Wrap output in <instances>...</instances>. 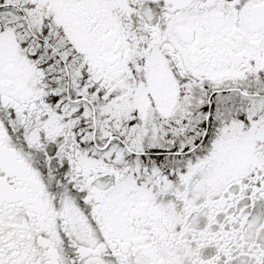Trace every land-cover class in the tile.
I'll return each mask as SVG.
<instances>
[{"label":"snow or ice","instance_id":"6c2138e0","mask_svg":"<svg viewBox=\"0 0 264 264\" xmlns=\"http://www.w3.org/2000/svg\"><path fill=\"white\" fill-rule=\"evenodd\" d=\"M0 264H264V0H0Z\"/></svg>","mask_w":264,"mask_h":264}]
</instances>
